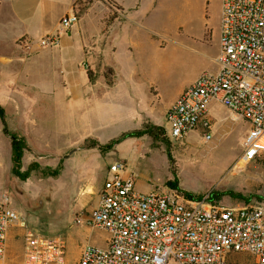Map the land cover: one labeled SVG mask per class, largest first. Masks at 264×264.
Masks as SVG:
<instances>
[{
	"label": "rangeland",
	"instance_id": "1",
	"mask_svg": "<svg viewBox=\"0 0 264 264\" xmlns=\"http://www.w3.org/2000/svg\"><path fill=\"white\" fill-rule=\"evenodd\" d=\"M220 7V0H156L154 9L144 11L146 15L139 26L130 24L114 33L116 40H132L139 46L136 50L130 46L131 56L125 59L128 72L122 74L125 80H117L116 85L120 87L116 94L122 97L114 101L108 95L115 92L103 84L104 72L111 71L108 78L117 79L110 27L116 21L124 23L129 13L114 0H93L81 11L77 23L60 34L72 84H82L90 72L96 84L80 87L93 99L75 101L71 88L61 86L66 102L63 98L60 105L52 102L58 98V83L63 78L58 73L52 75L56 80L42 85L45 91L49 89L52 99L47 105L43 104L41 89L21 82L23 88L18 92L29 98V106H21L20 113L13 106L4 110L9 130L23 137L28 146L23 170L31 164L38 165L28 180L13 176L10 140L0 132V198L7 197L23 219L22 227L9 240V253L16 263L23 249L18 235L27 228L63 238L66 264H77L85 245L104 247L106 233L91 229L87 221L96 206L97 191L117 162L125 166L121 177H132L136 189L143 193L173 190L194 198L215 196L211 200L224 207L264 208V164L241 161L248 126L220 105L211 107L215 128L208 141L200 133L191 132L180 141L170 138L154 142L143 136L125 138L111 146V141L147 123L170 135L165 119L168 109L200 74L217 68L214 58L219 51ZM71 31L82 38V56L81 42L64 48L69 45L64 41ZM19 44L28 58L54 48L40 46V40ZM132 94L137 98L132 106L136 113L130 117L129 126L121 116L125 117L131 108L126 97ZM55 170L59 174L52 176ZM170 182H176L178 190L171 189ZM237 260L238 264H253L247 255Z\"/></svg>",
	"mask_w": 264,
	"mask_h": 264
},
{
	"label": "built area",
	"instance_id": "2",
	"mask_svg": "<svg viewBox=\"0 0 264 264\" xmlns=\"http://www.w3.org/2000/svg\"><path fill=\"white\" fill-rule=\"evenodd\" d=\"M220 1L217 68L200 74L171 105L166 136L180 141L198 132L210 140V110L220 105L248 126L241 161L264 164V0ZM77 21L74 12L63 17L57 33L43 37L40 46L57 47L60 34ZM124 169L114 165L87 221L106 233L105 246L85 245L77 264H238L240 255L264 264V208L224 207L173 190L143 193L132 177H121ZM22 225L8 198H0V264H66L65 240L35 228L18 235L23 249L16 263L9 240Z\"/></svg>",
	"mask_w": 264,
	"mask_h": 264
},
{
	"label": "crops",
	"instance_id": "3",
	"mask_svg": "<svg viewBox=\"0 0 264 264\" xmlns=\"http://www.w3.org/2000/svg\"><path fill=\"white\" fill-rule=\"evenodd\" d=\"M78 0H0V106L5 108L6 106L17 107V112H21V106H29V98L22 97L18 90L22 89L21 82L24 85H30L33 88L41 89L43 96V104L47 105L51 102L47 89H42V85L51 82L54 77L52 75L58 73L63 78L60 79L57 88L60 91L62 86L65 90L70 87L73 91V98L75 101L81 100L82 98L93 99L91 95H85L82 91V86H94L96 82H90L88 75L83 79L82 84H72L70 80V74H67V57L64 56V52L59 45L54 48L47 49L41 54L33 57H26L23 53V47L19 44L20 42H36L41 40L43 37L53 35L59 28V23L63 17L72 14L74 12L75 3ZM119 2L124 10L129 13L128 18L124 23L119 21L114 22L110 27V38L114 42L112 46V56L116 63L115 74L117 79L113 80L112 85H107L103 82L107 89H111L115 94L109 93V97L114 101L115 99L122 97L120 94H116L120 87H117V80L122 82L125 80L122 74H127L128 66L125 63V59L128 58V54L131 56L130 46L137 49L138 43L132 40H126L122 43L121 39L114 37V33L120 32L127 28L130 24L140 25L142 18L146 15V9H154L156 0H114ZM131 2L130 5L127 3ZM138 31V30H137ZM139 35V32H136ZM136 35V34H135ZM64 48H68L73 42L80 43V54H83L82 38L79 34H75L72 31L67 33V39L64 41ZM122 43V44H120ZM82 58V57H81ZM65 73V75H64ZM35 74L40 75L37 79L32 78ZM36 78V77H35ZM56 80V78H54ZM63 82V83H61ZM121 82V83H122ZM57 85V86H58ZM126 85V84H123ZM56 86V85H55ZM56 86V87H57ZM127 86V85H126ZM128 87V86H127ZM55 90L53 89V92ZM108 92H111L107 90ZM21 96V97H20ZM58 98L53 99L52 102H59L61 104V98H66L64 91L58 92ZM136 96L129 95L126 97L131 102V108L126 110L124 113L125 117L121 116L127 122L129 126L132 124L130 117L136 113L132 106L137 102ZM125 98V99H126ZM66 101L64 100L63 103ZM121 103V102H117ZM111 115V114H110ZM119 117V116H118ZM113 118V115H112ZM121 119V118H120ZM112 123L115 124L113 120ZM2 132V124L0 127ZM99 185V181H96V188ZM94 186V187H95ZM103 187V185H102ZM98 190V189H97ZM102 190V188H101ZM97 191V202L99 199V193ZM97 204V203H96Z\"/></svg>",
	"mask_w": 264,
	"mask_h": 264
},
{
	"label": "trees",
	"instance_id": "4",
	"mask_svg": "<svg viewBox=\"0 0 264 264\" xmlns=\"http://www.w3.org/2000/svg\"><path fill=\"white\" fill-rule=\"evenodd\" d=\"M93 0H78L75 3L74 6V14L76 15V17L79 19V15L81 14V11L84 9H87L88 5L92 2ZM80 6H83L82 8H80ZM109 25V23H108ZM110 73H106L104 72V78L106 80L107 85H112L113 80L110 78H108V75L111 74V71H109ZM88 78L90 80V82H94L95 81V77L92 76V74L90 72H88ZM0 121L2 124V131L3 134L9 138L10 140V145H11V161H12V169L11 172L13 174V176H15L16 178H18L21 181H26L30 178V176L32 175L33 172H36V168H38L37 164H31L30 166H28V168L26 170H23V157L25 152L28 150V146L26 143V140L17 135L16 133H13L9 130L8 125H7V121H6V114H5V110L3 107L0 106ZM143 136H148L150 137L154 142H157L159 140H167V136H166V131L163 128L160 127H156L154 125H151L149 123L145 124L143 126L142 129L140 130H136V131H132V132H128V133H124L122 134L118 139H115L113 141H111V146L115 145L117 143H120L121 140L125 139V138H130V137H134V138H142ZM42 173L45 174V172L43 171ZM50 174V173H47ZM59 174V170H55L53 172H51L52 176H57ZM169 187L171 189L174 190H178V185L176 182H170L169 183ZM185 197L189 198V199H202V197L199 198H194L193 196L189 195V194H185ZM215 196H212L211 199H214Z\"/></svg>",
	"mask_w": 264,
	"mask_h": 264
}]
</instances>
